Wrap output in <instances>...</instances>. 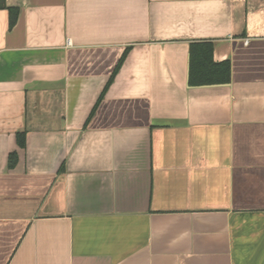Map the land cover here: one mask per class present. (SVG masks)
<instances>
[{
  "label": "crops",
  "instance_id": "0c3cea01",
  "mask_svg": "<svg viewBox=\"0 0 264 264\" xmlns=\"http://www.w3.org/2000/svg\"><path fill=\"white\" fill-rule=\"evenodd\" d=\"M4 5L0 264H264V0Z\"/></svg>",
  "mask_w": 264,
  "mask_h": 264
},
{
  "label": "trees",
  "instance_id": "16d2710c",
  "mask_svg": "<svg viewBox=\"0 0 264 264\" xmlns=\"http://www.w3.org/2000/svg\"><path fill=\"white\" fill-rule=\"evenodd\" d=\"M4 0H0V9L4 8ZM17 13L13 12L10 14L9 26L15 23ZM130 47H127L122 53L120 59L118 60L113 72L111 73L102 93L100 94L94 109L103 98L107 88L111 84L115 74L119 70L121 64L123 63ZM230 75V64L228 61H222L215 63L212 61V45L210 42H192L190 43V71L189 78L191 83H217V82H227ZM93 109V111H94ZM25 134H17V141L19 146L23 147ZM15 155L10 156L11 164H13L12 158Z\"/></svg>",
  "mask_w": 264,
  "mask_h": 264
}]
</instances>
